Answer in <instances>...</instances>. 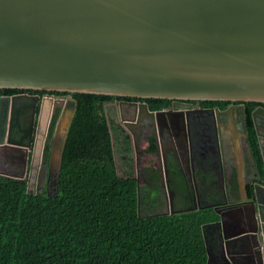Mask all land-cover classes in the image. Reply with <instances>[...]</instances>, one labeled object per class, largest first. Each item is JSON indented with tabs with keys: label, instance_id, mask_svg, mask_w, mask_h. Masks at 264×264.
<instances>
[{
	"label": "water",
	"instance_id": "1",
	"mask_svg": "<svg viewBox=\"0 0 264 264\" xmlns=\"http://www.w3.org/2000/svg\"><path fill=\"white\" fill-rule=\"evenodd\" d=\"M0 88L112 95L118 100L103 103L110 135L109 104L117 114L130 106L129 117L163 111L127 98L172 99V109L190 108L183 101L191 99L235 101L244 118L243 102L264 103V0H0ZM47 96L52 105L45 137L55 103L63 106L72 99ZM41 98L31 92L0 95V147L22 155L17 172L0 174L24 175L35 139L33 112ZM27 107L29 123L15 137L13 120ZM255 132L262 170L252 160L256 172L247 186L238 163L237 187L230 186L222 200L197 205L195 177L189 174L194 204L182 209H172L171 200L167 204L170 212L214 210L219 264H264V136ZM111 150L116 175L135 178L138 191V177L120 174L112 143ZM249 153L252 158L250 148ZM209 185L217 194L215 183Z\"/></svg>",
	"mask_w": 264,
	"mask_h": 264
},
{
	"label": "trees",
	"instance_id": "2",
	"mask_svg": "<svg viewBox=\"0 0 264 264\" xmlns=\"http://www.w3.org/2000/svg\"><path fill=\"white\" fill-rule=\"evenodd\" d=\"M14 90L0 88V92ZM50 92L69 95L73 105L54 190L45 185L28 191L25 173L0 174V264H207V230L217 219L211 207L170 212L162 207L156 177L139 181L137 191L135 178L116 175L103 112V103L114 96ZM145 100L149 108L165 101ZM38 108L37 103L35 114ZM55 117L51 113L48 136ZM250 137L254 140L251 129ZM149 139L147 152L154 148ZM50 156L45 141L42 165H49ZM254 158L258 161L257 151ZM29 160L30 149L26 169ZM170 181L176 195L172 209L187 207L188 191L180 172L172 169ZM230 181L234 185L233 175Z\"/></svg>",
	"mask_w": 264,
	"mask_h": 264
},
{
	"label": "flooded vegetation",
	"instance_id": "3",
	"mask_svg": "<svg viewBox=\"0 0 264 264\" xmlns=\"http://www.w3.org/2000/svg\"><path fill=\"white\" fill-rule=\"evenodd\" d=\"M30 92L37 93L40 97L44 94L70 97L66 94L59 95L50 91L32 92L26 89L2 91L0 95ZM127 99L144 101L150 111H163L154 116L142 110L138 116L129 117L131 114L130 106H125L121 114H117L111 104L106 106V116L111 129L110 143H112L114 158L117 162L116 169L120 174L134 173L141 183H147L149 177H156L155 185L164 209H168L169 200L172 204V200L176 198L170 188L172 169L179 171L184 179L189 197L188 206L194 204L186 184V177L189 174L195 177L196 204L204 205L211 201L222 200L223 194L229 192L230 186L237 187L238 163L241 164L242 183L245 186H247L249 178L256 172L252 160H254L257 168L262 170L255 132L256 129L264 136V111H258L260 110L259 106L264 107L262 103L243 102L244 118H242L241 111L234 108L237 102L229 100H214L223 102L201 99L184 100L183 102L190 104V108L172 109V99L162 98L165 101H154L153 104L160 102V105L155 108H149L145 98ZM113 100H118V98L114 97L105 102H112ZM65 105L61 107L55 105L53 108L52 113L55 112L56 114L54 128L49 136L47 135V128L40 153L42 155V148L47 141L51 148L50 162L49 165L44 166L40 160L37 170V188H44L46 185L56 141L55 125L57 119L64 112ZM230 110L233 111V114L229 113ZM224 111L226 112L224 113ZM37 113L35 114L34 110V126ZM31 115V109L27 107L18 114L16 121L13 120L11 131L15 137L24 133L23 130L26 129ZM126 117L129 120H124ZM250 129L254 135V140L250 139ZM150 136L154 148L147 152L146 148L150 145ZM262 140L264 142V139ZM252 141H254L256 149H253ZM247 142L250 147L247 146ZM249 148L253 159L249 153ZM254 151H257L258 161L254 158ZM21 157V152L18 149L0 147V166L3 170L17 172L22 166ZM29 165L30 160L28 167ZM27 172L28 168L26 169L25 162L24 173ZM232 175L234 176V185L230 181ZM202 176L206 180H203ZM211 182L215 183L217 194L212 191L213 187L209 185Z\"/></svg>",
	"mask_w": 264,
	"mask_h": 264
},
{
	"label": "rangeland",
	"instance_id": "4",
	"mask_svg": "<svg viewBox=\"0 0 264 264\" xmlns=\"http://www.w3.org/2000/svg\"><path fill=\"white\" fill-rule=\"evenodd\" d=\"M44 96L48 97L47 94H44L41 98V104H42V100ZM57 103L59 102H56L55 105H58ZM51 104L52 102H50V104L47 105L46 110L45 109L43 110L42 105L41 106L39 105L40 115L36 118V123L34 127V138L35 139L33 141V146L32 147L30 146L29 148L31 161L28 167V172L25 175L26 176V188L28 191H34L38 187L37 170L40 165V151L42 147V141L44 139V133L46 129V123L48 120ZM65 104L66 105L64 108V112L59 117V119H57L56 125H55L54 135L56 136V141H55V147L52 153L51 168L48 173V177L46 181V188L48 191L54 190V181H55V173H56L55 167H56V161H57L58 152H59V146H60V142H61L62 135H63L64 125H65L66 119L72 107L70 100L67 101ZM5 171L7 170H3V168H1L0 166V172H5ZM7 172H10V171H7Z\"/></svg>",
	"mask_w": 264,
	"mask_h": 264
},
{
	"label": "crops",
	"instance_id": "5",
	"mask_svg": "<svg viewBox=\"0 0 264 264\" xmlns=\"http://www.w3.org/2000/svg\"><path fill=\"white\" fill-rule=\"evenodd\" d=\"M57 104L61 107V103H57ZM49 114H50V112H49ZM39 115H40V112L38 113V116ZM217 230H218L217 225L209 226L208 230H207V239H208L207 250L209 253V256L207 257V260H206L207 264H219V263H221V258L219 257L218 251H217V248H218V239H217V232L218 231Z\"/></svg>",
	"mask_w": 264,
	"mask_h": 264
},
{
	"label": "bare ground",
	"instance_id": "6",
	"mask_svg": "<svg viewBox=\"0 0 264 264\" xmlns=\"http://www.w3.org/2000/svg\"><path fill=\"white\" fill-rule=\"evenodd\" d=\"M50 102H52V99H51V97L50 96H48V97H43V100H42V109L44 110H46V107H47V105L48 104H50ZM52 105V104H51Z\"/></svg>",
	"mask_w": 264,
	"mask_h": 264
}]
</instances>
